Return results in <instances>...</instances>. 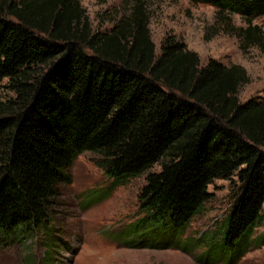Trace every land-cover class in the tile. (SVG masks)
<instances>
[{
    "label": "trees",
    "instance_id": "1",
    "mask_svg": "<svg viewBox=\"0 0 264 264\" xmlns=\"http://www.w3.org/2000/svg\"><path fill=\"white\" fill-rule=\"evenodd\" d=\"M239 15L246 41L262 40L253 20L264 0H189ZM109 30H95L80 0H0V82L16 99L0 105V245L45 239V260L61 239L55 211L60 187L80 154L116 189L147 174L139 217L116 234L129 248L179 249L212 200L209 186L237 177L235 200L205 240L213 261L236 264L264 221V101L241 102L250 79L240 65L210 59L168 33L159 54L148 0H129ZM89 202H100L90 192ZM207 235V234H206ZM186 242V243H185Z\"/></svg>",
    "mask_w": 264,
    "mask_h": 264
},
{
    "label": "rangeland",
    "instance_id": "2",
    "mask_svg": "<svg viewBox=\"0 0 264 264\" xmlns=\"http://www.w3.org/2000/svg\"><path fill=\"white\" fill-rule=\"evenodd\" d=\"M95 30H109L112 17L125 10L129 0H80ZM150 32L159 54L163 38L172 33L181 39L188 50L198 54L201 64L210 59L225 65H240L247 71L249 83L239 92L241 102L251 98L264 101V17L253 20L260 29L262 40L246 41L243 31L248 23L239 15H219L216 8L192 4L189 0H148ZM16 94L7 79L0 82V105L7 107ZM98 157L80 154L75 160L69 185L60 187L56 207V225L62 248L52 252L50 262L45 258L44 236L39 234L26 246L0 245V264H226L211 262L210 241L220 229L234 200L239 180H216L209 186L212 200L203 213L191 223L187 236L199 243L191 253L179 249L129 248L119 243L116 234L139 217V196L146 184L147 174L160 170L154 166L127 185L112 189L111 182L98 167ZM90 192L100 195V202L90 204ZM209 233V234H208ZM207 234V235H206ZM264 234V221L255 229L254 239ZM203 237H205L203 241ZM186 243V242H185ZM236 264H264V244L252 245Z\"/></svg>",
    "mask_w": 264,
    "mask_h": 264
}]
</instances>
